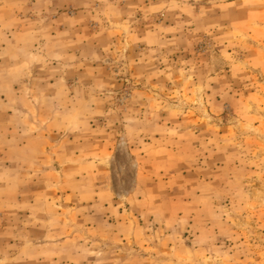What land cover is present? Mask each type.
<instances>
[{"label": "rangeland", "instance_id": "1", "mask_svg": "<svg viewBox=\"0 0 264 264\" xmlns=\"http://www.w3.org/2000/svg\"><path fill=\"white\" fill-rule=\"evenodd\" d=\"M0 264H264V0H0Z\"/></svg>", "mask_w": 264, "mask_h": 264}]
</instances>
